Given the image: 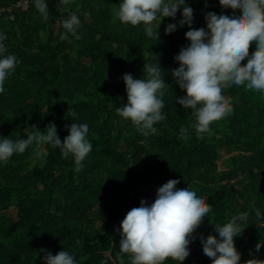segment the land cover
<instances>
[{
	"label": "trees",
	"instance_id": "obj_1",
	"mask_svg": "<svg viewBox=\"0 0 264 264\" xmlns=\"http://www.w3.org/2000/svg\"><path fill=\"white\" fill-rule=\"evenodd\" d=\"M19 0H0V31L8 53L19 60L0 95V136L16 140L49 122L58 135H68L71 122L87 123L92 151L76 170L73 158H63L58 148L37 146L14 153L0 163V264H43L42 257L61 250L71 252L78 264H120L118 229L126 213L149 204L153 197L132 191L154 182L164 184L179 176L180 184L198 181L212 205L191 241L192 252L183 261L168 257L163 264H212L203 253L200 237L218 235L233 215L247 211L248 222L235 237L241 264L255 256L264 260V93L232 84L231 113L213 121L201 134L193 110L176 102L186 93L171 75L179 67L174 57L189 41V26L171 34L164 28L176 19L159 20L149 38L142 24L122 23L116 16L120 0H48L49 18L42 20L33 4L15 8ZM194 10L192 28L206 26L212 10L243 11L220 0H186ZM76 13L80 39L65 34L61 21ZM255 50L250 44L249 53ZM165 71L166 119L156 133L143 135L117 114L127 103L125 73L143 78L145 63L155 62ZM247 63V58L241 62ZM73 110L77 117H72ZM187 133L181 134V127ZM130 264V254H124Z\"/></svg>",
	"mask_w": 264,
	"mask_h": 264
},
{
	"label": "clouds",
	"instance_id": "obj_2",
	"mask_svg": "<svg viewBox=\"0 0 264 264\" xmlns=\"http://www.w3.org/2000/svg\"><path fill=\"white\" fill-rule=\"evenodd\" d=\"M68 0H59L66 4ZM227 5L242 6L243 11L212 10L206 14L207 24L192 28L194 10L186 0H120L116 16L124 24H142L149 38L159 39L158 28L163 18L176 19L181 11V19L165 26V34H171L178 27L189 26L185 33L189 41L180 49L174 59L179 67L171 75L179 88L185 91L176 102L191 108L196 117L197 128L203 134L210 129L217 118L232 111V97L225 91L232 84L245 86L249 90L264 93V0H220ZM42 20L50 15L48 0H34ZM66 39L71 34L80 39L78 30L82 22L76 13L61 21ZM6 33L0 31V95L6 92L5 82L14 73L18 58L8 53L4 41ZM255 50L250 54V44ZM247 58V63L241 62ZM165 71L156 58L145 63L143 78L137 79L125 73L122 79L126 85L127 103L116 109L117 114L131 121L143 135L156 133L154 125L166 119L164 90L169 86L164 81ZM72 117H77L73 110ZM68 135L61 141L54 122L43 130L36 127L26 138L16 140L0 136V163L8 161L14 153H23L30 145L37 146L36 155L45 154V146L60 150L63 158H73L76 170L83 167V161L92 151L88 139L87 123L71 122ZM181 134L187 133L183 126ZM180 177H173L156 190L154 202L141 200L139 207L128 211L118 229L121 236L117 260L124 264V254H130V264H163L168 257L183 261L192 252L191 241L197 235L196 229L204 217L209 216L212 205L198 186V181L180 184ZM255 215L264 220L259 209ZM249 213L239 212L223 225H215L218 235L200 237L203 253L212 258V264H241V253L235 246V237L246 228ZM264 243L256 244V251ZM43 264H78L75 256L66 250L55 255L47 252ZM115 264V261H113ZM244 264H264V260L253 258Z\"/></svg>",
	"mask_w": 264,
	"mask_h": 264
},
{
	"label": "built area",
	"instance_id": "obj_3",
	"mask_svg": "<svg viewBox=\"0 0 264 264\" xmlns=\"http://www.w3.org/2000/svg\"><path fill=\"white\" fill-rule=\"evenodd\" d=\"M33 4H34V0H19L15 4V8L25 11V10H28ZM5 10L11 11L12 9L11 8L4 9V8L0 7V13L5 11ZM162 185H163L162 183L154 182L150 185H147L144 187L143 186L139 187V188L133 190L132 193L137 194V195H143V196L155 198L156 190L158 189V187H160Z\"/></svg>",
	"mask_w": 264,
	"mask_h": 264
}]
</instances>
